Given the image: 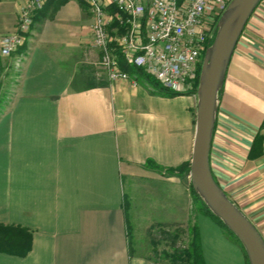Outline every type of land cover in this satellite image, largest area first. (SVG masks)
Returning <instances> with one entry per match:
<instances>
[{"label":"crops","instance_id":"crops-1","mask_svg":"<svg viewBox=\"0 0 264 264\" xmlns=\"http://www.w3.org/2000/svg\"><path fill=\"white\" fill-rule=\"evenodd\" d=\"M26 1L0 0L1 62L21 68L0 112V223L28 228L33 242L24 256L0 252V264H168L132 247L131 181L140 182L156 214L145 215L151 224L200 219L212 264L211 218L190 213L192 192L178 171L163 176L191 161L196 95L164 96L133 75H100L93 16L82 0H47L26 44L3 54ZM258 134L264 148V0L232 55L210 154L217 182L264 236V150L250 156ZM235 247L247 264L244 248Z\"/></svg>","mask_w":264,"mask_h":264},{"label":"built area","instance_id":"built-area-1","mask_svg":"<svg viewBox=\"0 0 264 264\" xmlns=\"http://www.w3.org/2000/svg\"><path fill=\"white\" fill-rule=\"evenodd\" d=\"M46 1L27 0L21 5L16 31L2 40L3 54H14L25 44L35 13ZM82 1L93 16L100 75L110 81L130 79L121 64L123 57L128 64L143 67L164 87L182 93L197 80L200 63L215 38L212 19L221 16L232 0Z\"/></svg>","mask_w":264,"mask_h":264},{"label":"water","instance_id":"water-1","mask_svg":"<svg viewBox=\"0 0 264 264\" xmlns=\"http://www.w3.org/2000/svg\"><path fill=\"white\" fill-rule=\"evenodd\" d=\"M262 0H232L220 16L207 48L196 92V130L189 175L194 190L239 238L250 264H264V236L217 182L210 163L220 93L244 28Z\"/></svg>","mask_w":264,"mask_h":264},{"label":"rangeland","instance_id":"rangeland-1","mask_svg":"<svg viewBox=\"0 0 264 264\" xmlns=\"http://www.w3.org/2000/svg\"><path fill=\"white\" fill-rule=\"evenodd\" d=\"M219 18L220 16H215V18L212 19L213 22L211 27H215V25H217ZM210 20L208 21L210 22ZM19 66L20 65H8L4 67L2 65V72L0 74V97H4L5 105L8 100V93L11 92L13 84H15L16 80L18 79L17 76L19 75V73H21V68ZM195 87L196 81L193 82L192 87L189 90H192ZM0 109L2 112V107ZM168 173L164 174L163 176L169 177L172 176L171 174H173L171 170L168 171ZM178 175L185 182L186 186L191 190L190 187L192 182L190 175H185V173L183 172L179 173ZM127 191L129 192L126 195L125 199V210L132 247L136 248V245L138 243L140 251L142 250L144 253L150 254L153 259H157L159 261L164 260V253H166L167 251L172 252L173 250L172 243L174 242V240L171 239L169 236L173 233V229L169 230L168 228H165L162 225H158L156 223L151 224V221L146 218L145 215H151L152 217H155L156 214L153 211L151 212V207H148V198L147 195H145V192L140 182L131 181L128 184ZM192 198L193 209L190 211V213L192 212V215L194 213V217H196L197 214L201 213L199 210L200 201L195 197L193 193ZM142 204L144 205V207ZM199 220V218H195L194 222L192 219V221L189 222L190 226L187 225L183 227L185 232L183 233L181 238L178 239L176 243L177 246H183L185 244H188L191 237V227L194 224H197L200 229ZM149 229L151 230L150 234H148ZM204 229H208L207 236L205 233V241L210 248V251L208 250V253L210 254V259L213 262L212 264H230L229 262H231L232 264H242V257L240 253H238L235 246H237L239 250H243V248L239 241L233 235L229 234L216 220L212 218L210 219L209 228ZM221 235L226 237L231 244H227L226 242H224L220 238ZM244 258L247 259L246 255L244 256Z\"/></svg>","mask_w":264,"mask_h":264},{"label":"trees","instance_id":"trees-1","mask_svg":"<svg viewBox=\"0 0 264 264\" xmlns=\"http://www.w3.org/2000/svg\"><path fill=\"white\" fill-rule=\"evenodd\" d=\"M113 25H116V23H114ZM121 62H122L121 63L122 67L126 71H128L131 75L141 80L147 87H149L152 93L160 94L164 96H175L180 94H196L197 87L199 85L202 63H203V62L200 63V66L198 68V78L196 80V87L192 90L181 93V92H174L164 87L159 80H157L154 76L149 74L143 67L130 65L123 59V57H121ZM1 72H2V62L0 58V74ZM4 105H5L4 97H0V108L1 107L3 108ZM263 150H264L263 136L261 134H258L251 149L250 156L256 157L260 155L263 152ZM190 164L191 161L187 162L182 166L172 169L171 172L174 173L178 171L179 173L183 172L185 173V175H189ZM190 188H191V192L200 201V209H199L200 212L216 220L229 234L233 235L242 245L239 238L222 222V220L218 216H216L210 210V208L199 196V194H197V192L193 188L192 183ZM156 224L162 225L163 227L168 228L169 230L173 229V233L169 235L170 238L174 240V242L172 243L173 250L172 252L167 251L163 255V259L166 260L168 264H207L204 255L200 229L197 224H194L191 227L190 240L188 244H185L183 246H177L176 243L178 239H180L183 233L185 232L183 227L187 225H183L182 223H177V222L156 223ZM188 225L190 226V224ZM150 232L151 230L149 229L148 234H150ZM32 242H33V234L28 228L20 225H10V224L0 223V252L24 256L31 250ZM246 257L248 262L247 264H250L247 253H246Z\"/></svg>","mask_w":264,"mask_h":264}]
</instances>
